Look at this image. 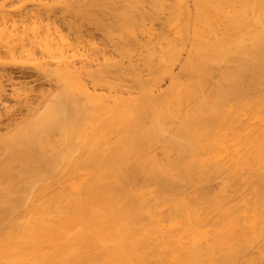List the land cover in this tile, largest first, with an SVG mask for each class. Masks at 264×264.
Segmentation results:
<instances>
[{
	"label": "bare ground",
	"instance_id": "1",
	"mask_svg": "<svg viewBox=\"0 0 264 264\" xmlns=\"http://www.w3.org/2000/svg\"><path fill=\"white\" fill-rule=\"evenodd\" d=\"M26 65L56 90L0 124V264H264V0H0L1 103Z\"/></svg>",
	"mask_w": 264,
	"mask_h": 264
},
{
	"label": "rangeland",
	"instance_id": "2",
	"mask_svg": "<svg viewBox=\"0 0 264 264\" xmlns=\"http://www.w3.org/2000/svg\"><path fill=\"white\" fill-rule=\"evenodd\" d=\"M118 13L117 12H114L113 13V16H118L117 15ZM103 15V14H102ZM166 16H168L167 14H165ZM99 17H101V18H103L101 15H98ZM166 16H164V18L165 19H167V17ZM106 18V19H105ZM105 18H103V19H105V20H108V18L107 17H105ZM67 21H70V20H67ZM73 21V20H72ZM109 22H107V23H110L112 20H108ZM167 22V21H166ZM87 23V22H86ZM160 23H161V25H162V22H159V23H156V25H155V29H157L156 28V26L157 25H160ZM165 25H167V23H165V21L163 22ZM88 24H89V22H88ZM92 23H90V25H91ZM89 25V26H90ZM161 25H160V27H161ZM163 26L162 25V29H161V32H162V34H167L168 32H170L169 34H172L173 35V37H171V35H169L168 34V36H170L173 40H177V34H176V31L173 29V27H170L169 25H167V26ZM88 26V25H87ZM86 26V27H87ZM94 26V25H93ZM91 27V26H90ZM90 27H87L88 29H86L85 27V29H86V32H88L90 29ZM159 27V26H158ZM159 27V28H160ZM164 27V28H163ZM92 28V30H90L91 31V33H92V31L94 30V28L93 27H91ZM169 31H168V30ZM88 30V31H87ZM164 30H166L165 32H164ZM89 31V32H90ZM95 31V30H94ZM93 31V32H94ZM97 32L99 31V30H96ZM95 31V32H96ZM100 33H102L101 31H99ZM155 32H157L158 33V35H159V32H160V30L159 29H157V30H155L154 31V33ZM164 32V33H163ZM86 33L87 34V37H89V38H86V39H92V40H94V41H97L98 43L101 41V36H102V34L104 33H102V34H100V33ZM177 36H176V35ZM98 35V36H97ZM100 35V36H99ZM156 33L153 35H151L150 33H145V34H143L142 35V37L144 38V40L146 41V42H148V44H150L151 43V41L150 40H154L155 39V36H158ZM97 37V38H96ZM103 37V36H102ZM169 37V38H170ZM175 37V38H174ZM170 38V39H171ZM150 42V43H149ZM109 48H110V46H108ZM108 47H107V49H108ZM112 50V49H111ZM109 51H110V49H109ZM107 52V55L108 54H112L113 55V52ZM88 54L90 53V55H91V52H87ZM186 54L184 53V55H183V57L185 56ZM109 57V55L107 56V58ZM182 57V59H185V58H183ZM103 58V57H102ZM101 58V56L99 57V59H97V60H95L93 63H92V65L94 66V69H96L99 65H101V64H103L104 63V59H102ZM96 59V58H95ZM88 65H89V63H88ZM30 65H26L25 66V71L24 72H26V74H25V76L27 77V78H29V77H36L37 76V78L38 79H36V78H34V80H38V81H34V83L36 84L37 82L38 83H40V84H38V85H40V86H45L44 88L42 87H37L38 85H36V87H35V84L33 83V79L31 80V78H29V79H27L26 77H24V73H22L20 70L18 71V72H16V73H14V75L12 76V77H9L12 81H6L5 82V84L7 85H5V90H6V93H5V96L3 97V99H2V101H3V103H1L0 102V113L2 114H0L1 115V118H0V124L2 125V126H4V124L6 123V127H4L5 129L6 128H9V127H11L13 124H15L16 123V121L15 120H13V119H18V118H20L21 120L23 119V118H25L27 115H28V110H29V106L30 105H32V104H34L32 107H30V108H36L38 105H39V103L42 101V97L44 96V95H47V94H51V93H53V91H55L56 90V85H54L53 83H55V82H51V81H49L50 83H52V85L46 80V79H42L41 78V76H40V78H39V74L37 73V75H36V72H38V71H36L35 70V72H34V69L32 68V67H30ZM28 68V69H27ZM33 69V70H32ZM32 70V71H31ZM178 66L176 67V70H175V72L177 73L178 72ZM20 74L21 73V75H22V78H21V76H19L18 74ZM16 74H17V76H19V78L21 79H18L17 78V76H16ZM32 75V76H31ZM35 75V76H34ZM29 76V77H28ZM25 81V82H27V83H25V82H23V80ZM31 80V81H30ZM43 80V82H41ZM45 80V81H44ZM52 80V81H53ZM40 81V82H39ZM48 82V83H45V82ZM21 82H23V83H25V84H23L25 87L27 86V89L26 88H24L23 87V85H22V83ZM44 84V85H41V84ZM166 83V84H165ZM14 84H16V85H14ZM34 86H33V85ZM29 85H31V87H28ZM51 86V87H49V86ZM54 85V86H53ZM165 85V86H164ZM21 86V87H20ZM168 86V81L167 82H164L163 83V85H162V87L165 89V87H167ZM23 87V88H22ZM49 87V88H48ZM29 88H30V90H29ZM23 89V90H22ZM33 89V90H32ZM39 89V90H38ZM28 90H29V92H28ZM18 92V93H17ZM32 92V93H31ZM42 92H45V93H42ZM27 94V96H29V97H27V96H25ZM23 95V97H22V99L20 98L19 100H20V105H17V103H16V101L17 102H19L18 101V99H16V97L15 96H18L17 98H19V97H21ZM30 95H34L32 98H34L33 100H31L32 98L30 97ZM37 95V96H36ZM37 97H39L38 99H36ZM27 99V100H26ZM35 100H38V102L37 101H35ZM41 100V101H40ZM9 101V102H8ZM28 101V102H27ZM33 101V102H32ZM36 103H35V102ZM22 102H23V104L26 102V103H29V104H26L27 106H23L22 105ZM31 102V103H30ZM17 105V106H16ZM18 106H20L19 108V110L16 108V107H18ZM22 106L23 107H25V109H27V111H24L23 109L24 108H22ZM16 108V109H15ZM21 108H22V110H21ZM12 109H14L13 111H12ZM16 110H18V115L15 113L16 112ZM9 111H11V112H13V113H15V114H10L11 112H9ZM5 112H8L7 114L5 113ZM22 112V113H21ZM24 112V113H23ZM5 113V114H4ZM22 114V116H23V114H24V116L23 117H20V115L19 114ZM25 113H26V115H25ZM247 113H249V115H250V111L248 112V110H247V112L246 111H244L243 113H242V116H241V118H243L244 117V119H240V120H242V122L243 123H245L246 122V119L248 120V118H251V119H249L248 120V122H249V125H248V122H246L247 123V125H248V129H246L245 127L243 128V126H246V123H245V125L244 124H242L241 122H238L237 124L239 125V126H237V124H235V125H232L231 126V130L233 131H235V130H237L236 128L238 127V129L239 128H241V129H246V131L245 130H243V134L241 133V131L239 132V130H238V132L240 133V135L242 136V137H244L245 135H247L248 133L247 132H249V131H251L252 130V128H253V130L255 129L254 127L256 126L257 127V129H259L258 128V125H255L254 127L252 126V124L254 125V124H259V127H261L260 125H262L263 127H264V117H262V114H259V115H250V117H247L248 115H247ZM12 115V116H11ZM261 115V116H260ZM264 115V114H263ZM2 116H3V118H2ZM4 116H6V117H4ZM15 118H14V117ZM17 116V117H16ZM255 116V117H254ZM258 117V122H257V117ZM13 117V118H12ZM12 118V119H11ZM246 118V119H245ZM259 118H261L260 120H259ZM20 119L17 121V123L18 122H20ZM251 120V121H250ZM260 121V122H259ZM263 121V122H262ZM9 122H11L10 124H11V126H9L8 127V125L7 124H9ZM12 122H14V123H12ZM256 122V123H255ZM243 125H241V124ZM9 124V125H10ZM0 125V128H1V131H0V133L2 134V133H4V129H3V127ZM241 125V126H240ZM237 126V127H236ZM250 126V127H249ZM263 127H261V128H263ZM251 128V129H250ZM3 129V130H2ZM240 129V130H241ZM7 130V129H6ZM5 130V131H6ZM262 130H264V129H262ZM237 132V131H236ZM237 132V133H238ZM237 133H235L236 134V136H237ZM240 135H238V136H240ZM233 137H234V135H233ZM233 137H232V135H231V138H232V141H230V144H229V147L231 148L230 150H231V152H233V153H231L230 151H229V153L230 154H233V155H229V154H227V155H224V156H226V159H225V157L224 156H221V158H220V160H223V159H225V160H223V162L222 163H225V164H228V163H226L225 161L226 160H229V161H232L231 159H233V161H238L239 160V157L240 156H242V155H240V152H238V151H240V150H242V147L243 146H241V145H239V141H238V143H237V138L236 139H234L233 140ZM236 147V148H235ZM243 153V152H242ZM223 158V159H222ZM236 158V159H235ZM220 178H222V177H220ZM215 179V178H214ZM213 179V180H214ZM217 180H212V183H210V186H209V189H210V191L212 192V194L214 195V196H221V195H227V196H230L231 197V200H232V197H234L235 195H237L238 196V194H239V192H240V194H242V195H244V192L246 191V188H243V189H240V191L238 190V191H235L237 194H235V195H233L235 192H233L234 191V189H232V191H231V188H230V182L226 179V181H224V179H222L223 180V182H222V180L220 181V180H218L219 179V177L218 178H216ZM224 182H225V184H224ZM229 182V183H228ZM224 184V185H223ZM214 185V186H213ZM264 185V184H263ZM261 186L262 188H263V190H264V186ZM220 186H222V187H220ZM229 186V187H228ZM226 187V188H225ZM220 188L222 189V190H220ZM260 190H261V188H259ZM258 189V190H259ZM216 190V191H215ZM243 192H242V191ZM259 190V193L261 192ZM262 190V191H263ZM218 191V192H217ZM220 191V192H219ZM228 191H230V192H233V193H227ZM217 192V193H216ZM247 192V191H246ZM245 192V193H246ZM223 193V194H222ZM262 193H264V191L262 192ZM261 195V194H260ZM263 197V196H262ZM238 198V197H237ZM237 198H236V196L234 197V199L233 200H237ZM235 203V202H234ZM262 226L264 227V225L262 224ZM264 233V232H263ZM203 236H205V235H203ZM263 240V242L262 243H264V237H263V239H260V241H262ZM260 244V245H259ZM263 244H261L260 242L257 244V246L256 247H254L252 250H255L254 252L255 253H262L263 252V250H261V249H259L258 250V248H262V247H264V246H262ZM260 246V247H259ZM257 248V249H256ZM262 249H264V248H262ZM250 250V249H249ZM257 251V252H256ZM253 251H251V253H252ZM237 262V261H236ZM240 262H242V261H239V262H237V263H235V264H239ZM264 262V261H263ZM233 263V264H234Z\"/></svg>",
	"mask_w": 264,
	"mask_h": 264
}]
</instances>
